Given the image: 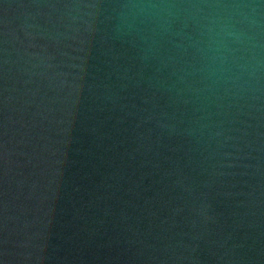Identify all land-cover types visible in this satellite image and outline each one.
Here are the masks:
<instances>
[{"label":"water","instance_id":"1","mask_svg":"<svg viewBox=\"0 0 264 264\" xmlns=\"http://www.w3.org/2000/svg\"><path fill=\"white\" fill-rule=\"evenodd\" d=\"M0 264H264V0H0Z\"/></svg>","mask_w":264,"mask_h":264}]
</instances>
